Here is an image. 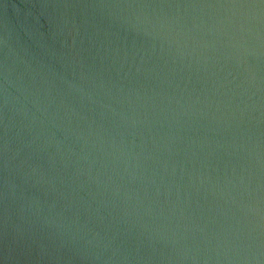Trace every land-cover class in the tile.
<instances>
[{"label":"water","instance_id":"1","mask_svg":"<svg viewBox=\"0 0 264 264\" xmlns=\"http://www.w3.org/2000/svg\"><path fill=\"white\" fill-rule=\"evenodd\" d=\"M0 264H264V0H0Z\"/></svg>","mask_w":264,"mask_h":264}]
</instances>
